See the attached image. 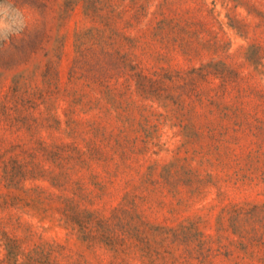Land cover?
<instances>
[{"label":"rangeland","instance_id":"obj_1","mask_svg":"<svg viewBox=\"0 0 264 264\" xmlns=\"http://www.w3.org/2000/svg\"><path fill=\"white\" fill-rule=\"evenodd\" d=\"M0 264H264V0H12Z\"/></svg>","mask_w":264,"mask_h":264},{"label":"clouds","instance_id":"obj_2","mask_svg":"<svg viewBox=\"0 0 264 264\" xmlns=\"http://www.w3.org/2000/svg\"><path fill=\"white\" fill-rule=\"evenodd\" d=\"M27 26L28 18L21 8L12 0H0V41L19 37Z\"/></svg>","mask_w":264,"mask_h":264}]
</instances>
